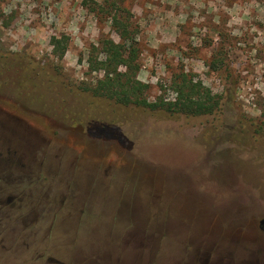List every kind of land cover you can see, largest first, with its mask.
I'll use <instances>...</instances> for the list:
<instances>
[{
    "label": "rangeland",
    "instance_id": "1",
    "mask_svg": "<svg viewBox=\"0 0 264 264\" xmlns=\"http://www.w3.org/2000/svg\"><path fill=\"white\" fill-rule=\"evenodd\" d=\"M105 1L0 0V118L18 121L37 146L24 175L10 177L9 203L83 199L85 217L59 219L46 247L68 256L115 247L113 206L142 201L172 203L203 236L228 234L251 264L263 260L264 0H109L138 43L147 99L173 101L171 80L184 71L221 98L203 116L125 106L82 89L100 75L87 68L91 47L120 41L116 8ZM51 36L68 37L62 58ZM49 217L39 211L38 238Z\"/></svg>",
    "mask_w": 264,
    "mask_h": 264
},
{
    "label": "flooded vegetation",
    "instance_id": "2",
    "mask_svg": "<svg viewBox=\"0 0 264 264\" xmlns=\"http://www.w3.org/2000/svg\"><path fill=\"white\" fill-rule=\"evenodd\" d=\"M36 148L18 121L0 118V213L6 264H251L245 258L249 255L246 248L238 254L233 236H203L184 210L172 203H116L111 215L120 224L112 238L113 248L84 249L77 257L66 255L68 250L65 255L49 250L46 247L55 223L59 219L78 223L89 206L81 198V203H9L10 177L24 175ZM75 190L74 199L80 197ZM39 211L49 214L50 222L38 238L41 227L35 220ZM15 218L22 227L14 224ZM258 228L257 236L264 230V219ZM256 261L254 264H264V257Z\"/></svg>",
    "mask_w": 264,
    "mask_h": 264
},
{
    "label": "trees",
    "instance_id": "3",
    "mask_svg": "<svg viewBox=\"0 0 264 264\" xmlns=\"http://www.w3.org/2000/svg\"><path fill=\"white\" fill-rule=\"evenodd\" d=\"M116 2L106 0L104 8L115 7L116 13L111 17L120 41L105 38L98 46H92L86 63L88 71L100 73L93 83L84 85L83 90L94 96L104 97L121 105H134L155 110L164 109L170 113H181L190 116H203L214 113L220 108L221 98L182 71L174 75L171 86L176 93L173 101L158 98L149 101L146 92L150 85L137 78L140 69L138 62L140 49L130 29V23L120 13L122 8ZM68 37H50L52 52L62 58L67 49ZM81 60V59H80ZM210 66L217 69L216 60Z\"/></svg>",
    "mask_w": 264,
    "mask_h": 264
},
{
    "label": "water",
    "instance_id": "4",
    "mask_svg": "<svg viewBox=\"0 0 264 264\" xmlns=\"http://www.w3.org/2000/svg\"><path fill=\"white\" fill-rule=\"evenodd\" d=\"M263 222V221H262Z\"/></svg>",
    "mask_w": 264,
    "mask_h": 264
}]
</instances>
